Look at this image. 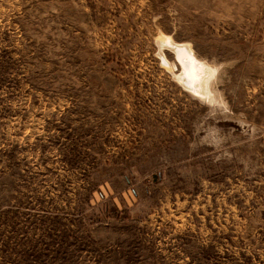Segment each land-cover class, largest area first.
I'll use <instances>...</instances> for the list:
<instances>
[{
    "label": "rangeland",
    "instance_id": "obj_1",
    "mask_svg": "<svg viewBox=\"0 0 264 264\" xmlns=\"http://www.w3.org/2000/svg\"><path fill=\"white\" fill-rule=\"evenodd\" d=\"M0 264H264V0H0Z\"/></svg>",
    "mask_w": 264,
    "mask_h": 264
},
{
    "label": "bare ground",
    "instance_id": "obj_2",
    "mask_svg": "<svg viewBox=\"0 0 264 264\" xmlns=\"http://www.w3.org/2000/svg\"><path fill=\"white\" fill-rule=\"evenodd\" d=\"M158 43L161 48L167 47L172 51L185 73H188L189 71V64L192 67L189 78L182 71V73H179L180 75L178 77L176 76L177 78L174 79L179 82L184 89L194 94V96L204 99L206 103L207 101L210 103H216V98L210 90V82L214 79L215 69L212 66L197 60L188 45L174 43L169 38L162 36L159 38ZM162 59L164 60V57H162ZM164 63L166 64V67L172 71L173 66L171 64H167L166 61Z\"/></svg>",
    "mask_w": 264,
    "mask_h": 264
},
{
    "label": "flooded vegetation",
    "instance_id": "obj_3",
    "mask_svg": "<svg viewBox=\"0 0 264 264\" xmlns=\"http://www.w3.org/2000/svg\"><path fill=\"white\" fill-rule=\"evenodd\" d=\"M186 64V63H185ZM191 70H192V67H191V65L189 64V71H188V73H185V75L189 78L190 77V73H191Z\"/></svg>",
    "mask_w": 264,
    "mask_h": 264
}]
</instances>
